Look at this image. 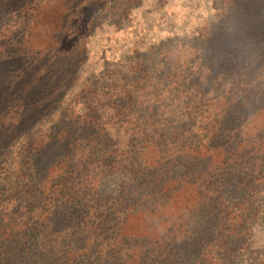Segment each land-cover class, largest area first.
Segmentation results:
<instances>
[{
  "label": "trees",
  "instance_id": "16d2710c",
  "mask_svg": "<svg viewBox=\"0 0 264 264\" xmlns=\"http://www.w3.org/2000/svg\"><path fill=\"white\" fill-rule=\"evenodd\" d=\"M213 1L182 59L107 65L62 108L92 35L142 0H0V264L248 252L264 212V0Z\"/></svg>",
  "mask_w": 264,
  "mask_h": 264
},
{
  "label": "rangeland",
  "instance_id": "374dc122",
  "mask_svg": "<svg viewBox=\"0 0 264 264\" xmlns=\"http://www.w3.org/2000/svg\"><path fill=\"white\" fill-rule=\"evenodd\" d=\"M215 13L213 0H166L165 3L142 0L130 11L122 28L102 24L88 41L87 61L62 108L88 78L107 65L113 68L117 63H129L137 54L156 57L161 52L166 58L182 59L190 51V44H195V39L205 32ZM58 115L56 111L38 127L48 128ZM236 262L234 264H264V212L254 228L248 252Z\"/></svg>",
  "mask_w": 264,
  "mask_h": 264
}]
</instances>
